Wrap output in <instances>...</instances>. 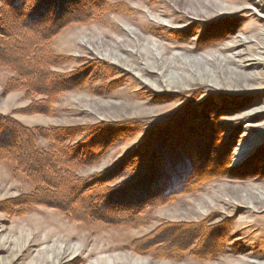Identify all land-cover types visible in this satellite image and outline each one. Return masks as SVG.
Segmentation results:
<instances>
[{"label":"rangeland","instance_id":"1","mask_svg":"<svg viewBox=\"0 0 264 264\" xmlns=\"http://www.w3.org/2000/svg\"><path fill=\"white\" fill-rule=\"evenodd\" d=\"M109 5L95 20L72 24L51 41L48 70L54 76L79 75L80 87L58 96L51 115L33 114L27 108L43 97L7 92L16 74L0 67V114L25 127L155 124L215 99L216 123L225 141L231 136L235 142L228 146L230 168L237 173L181 193L194 167L187 157L167 156L163 187L175 198L147 210L135 227L76 221L45 205L15 207L12 212L20 208V214L10 215L0 205V264H264V142L247 156H234L241 143L264 129V0H109ZM23 58L18 54V63ZM163 94L182 98L159 104ZM232 107L237 111L220 114ZM141 137L115 145L98 164L76 173L88 178L108 169ZM37 147L46 150L50 143L39 139ZM35 192L27 174L0 161L1 203ZM207 221L212 230L201 242L204 250L227 238L217 258L200 260L187 252L168 259L159 257V245L145 253L133 248L161 229L164 244L181 247L185 235L176 237L175 231ZM197 245L198 240L190 250Z\"/></svg>","mask_w":264,"mask_h":264},{"label":"trees","instance_id":"2","mask_svg":"<svg viewBox=\"0 0 264 264\" xmlns=\"http://www.w3.org/2000/svg\"><path fill=\"white\" fill-rule=\"evenodd\" d=\"M107 5L109 0H0V67L16 74L6 85V91L22 90L30 98L43 97L40 104L34 102L27 108L29 113L51 115L58 96L80 87L79 75L54 76L48 70L51 41L72 24L95 20ZM21 52L25 58L18 63L17 55ZM177 97L182 98L178 94H163L158 98L159 104ZM216 104L213 99L202 108L186 106L155 124L133 120L79 127H25L12 117L0 114V161L13 164L36 186L30 198L0 202V205L10 215L20 214V208L12 212L15 207L45 205L76 221L135 227L147 210L175 198V193H165L163 187L167 156L187 157L194 167L193 179L181 188V193L198 192L216 179L237 173L235 167L230 168L229 153L233 147L228 146L235 142H230L231 136L225 141V130L214 118ZM246 105L241 103L240 108ZM237 109L228 108L220 114ZM139 134H142L139 142L108 169L88 178L76 173L98 164L115 145ZM39 139L48 141L50 147L38 148ZM68 194L72 195L61 196ZM210 230L208 221L186 224L181 231H175L176 237L180 232L185 236L181 247L174 248L164 244L166 231L161 229L142 243H135L133 248L145 253L159 245L156 251L159 257L177 259L190 252L200 260H211L225 252L227 238L222 236L214 241V246L210 243L204 250L201 242ZM197 240L196 248L190 250ZM144 242L150 243V248L144 247Z\"/></svg>","mask_w":264,"mask_h":264},{"label":"bare ground","instance_id":"3","mask_svg":"<svg viewBox=\"0 0 264 264\" xmlns=\"http://www.w3.org/2000/svg\"><path fill=\"white\" fill-rule=\"evenodd\" d=\"M262 142H264V129L257 134L249 136L246 141L241 143L240 146H238L236 153H234L235 158L243 157L245 155L247 156Z\"/></svg>","mask_w":264,"mask_h":264},{"label":"water","instance_id":"4","mask_svg":"<svg viewBox=\"0 0 264 264\" xmlns=\"http://www.w3.org/2000/svg\"><path fill=\"white\" fill-rule=\"evenodd\" d=\"M234 163L236 164V162L234 161Z\"/></svg>","mask_w":264,"mask_h":264}]
</instances>
